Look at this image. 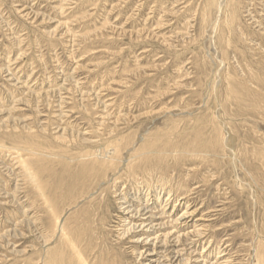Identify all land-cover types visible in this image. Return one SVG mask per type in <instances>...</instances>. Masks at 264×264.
<instances>
[{"label": "rangeland", "instance_id": "obj_1", "mask_svg": "<svg viewBox=\"0 0 264 264\" xmlns=\"http://www.w3.org/2000/svg\"><path fill=\"white\" fill-rule=\"evenodd\" d=\"M63 227L88 264H264V0H0V264H82Z\"/></svg>", "mask_w": 264, "mask_h": 264}, {"label": "bare ground", "instance_id": "obj_2", "mask_svg": "<svg viewBox=\"0 0 264 264\" xmlns=\"http://www.w3.org/2000/svg\"><path fill=\"white\" fill-rule=\"evenodd\" d=\"M231 4H232V6H235L236 4H237V0H231ZM207 19V18H206ZM62 130V129H61ZM7 134V133H6ZM30 134V133H29ZM33 138V137H32ZM28 139L27 141H25V142H23V144L22 145H25V146H27V147H24L26 150H28L30 153L28 154V155H38V157H37V159L35 160V158H34V160L37 162V161H39L40 159L41 160H47L46 158H44V157H46V153H44V148L41 146V144H40V142H36L35 140H33V139ZM115 143V142H114ZM166 143V142H165ZM157 146H158V144H157ZM160 146V145H159ZM158 146V149H163L164 148V146H162V147H159ZM167 146V145H166ZM87 150V149H86ZM89 150V149H88ZM101 150V149H100ZM151 150L150 149H148V148H146V147H144V145L143 146H141L137 151H136V156L138 157V158H144V157H147V154L150 152ZM22 152V151H21ZM46 152V151H45ZM78 153V152H77ZM87 153V152H86ZM101 153V152H100ZM185 153V152H184ZM30 155V156H31ZM51 155V154H50ZM79 155V154H78ZM48 156V155H47ZM59 158L61 157L60 155H57ZM82 156H84V155H82ZM18 157V156H17ZM36 157V156H35ZM49 157H51V156H49ZM48 157V158H49ZM68 157V156H67ZM70 157V156H69ZM75 157V156H74ZM86 157H88L89 159H87L86 161L84 160V161H81V162H84L83 164H86V165H83V168H84V172H83V175H84V178H87L88 180H90V182H89V184L88 185H84L85 187H83V190H82V192H80L82 195H85V194H89V192L92 190H94V189H97V190H102V191H105V190H107L105 187H104V181H103V179H105V177L107 176V174H108V171L111 169V168H113L114 166H116V162L113 160L115 157H112L111 159H109V160H101V159H99V160H97V159H93L92 160V158L94 157V154L93 153H91V152H89L88 151V154H86ZM16 158V157H15ZM22 158V157H21ZM24 158V157H23ZM44 158V159H43ZM78 158V157H77ZM101 158V157H100ZM20 159V158H19ZM134 159V158H133ZM21 160V159H20ZM34 160H30L29 158L28 159H22V166H23V169H24V172H25V175H26V177L29 179V181H30V184L32 185V187H33V189L34 190H36L37 191V193H36V195L37 194H41V195H44V193H46L45 192V188H44V185H43V183H42V176L44 177L45 175L43 174L42 175V172H40V166H42V164L40 163V164H36V162L33 164L32 163V161H34ZM17 161H19V160H17ZM65 161V160H64ZM73 161H76V160H73ZM42 162V161H41ZM35 164H36V166H37V169H36V167H35ZM79 164V163H78ZM44 165V164H43ZM129 166V165H128ZM135 167L136 166H133V164L131 165V170L133 169H135ZM138 167H139V165H138ZM43 171H44V168H43ZM50 171V170H49ZM130 171V170H129ZM22 172H23V170H22ZM46 172H48V171H46ZM110 172V171H109ZM47 174V173H46ZM52 174V173H51ZM24 175V174H23ZM42 175V176H41ZM22 177H24V176H22ZM27 178H26V180H27ZM108 178V177H107ZM106 178V179H107ZM109 179V178H108ZM25 180V183L28 181H26ZM47 181V180H46ZM24 183V184H25ZM87 183V182H86ZM28 184V183H27ZM30 186V185H29ZM91 186V187H90ZM28 187V186H27ZM26 187V188H27ZM94 189H93V188ZM49 188V187H48ZM48 188H46V189H48ZM92 188V189H91ZM27 190V189H26ZM29 191H30V189H29ZM28 191V192H29ZM47 191V190H46ZM98 191V192H99ZM75 193V192H74ZM103 193V192H102ZM29 194V193H28ZM173 194V193H172ZM31 195H33V190H32V193H31ZM76 195H77V193H76ZM78 195H79V193H78ZM77 195V196H78ZM29 197H31V196H29ZM46 197V196H45ZM64 197H66V196H64ZM72 197H74V196H72ZM102 197H103V195H102ZM38 198V200H39V197H37ZM77 198V197H76ZM99 198V197H98ZM97 198V199H98ZM42 199V198H41ZM65 199V198H64ZM67 199V198H66ZM29 200H31V199H29ZM35 200H37V199H35ZM57 200V199H56ZM68 200V199H67ZM84 200H85V198H84ZM33 201V200H32ZM66 201V200H65ZM77 201V200H76ZM82 201V200H81ZM88 201V200H87ZM91 201V200H90ZM35 203H36V201H34ZM33 202V203H34ZM38 202V201H37ZM44 202V201H43ZM48 202V201H47ZM78 202V201H77ZM76 202V203H77ZM93 202L94 201H92L91 203L93 204ZM96 202V201H95ZM62 204H63V202H62ZM65 204H67V201L65 202ZM73 204V203H72ZM37 205V204H36ZM40 205V204H39ZM45 205H47V204H45ZM74 206V205H73ZM78 206V205H77ZM80 206H82V205H80ZM85 206V205H84ZM91 206V205H90ZM75 207V206H74ZM43 208V207H42ZM64 208V207H63ZM73 208V207H72ZM78 208V207H77ZM95 209H96V207H94ZM93 208V209H94ZM45 209V208H44ZM46 210V209H45ZM59 210H60V207H59ZM77 210V209H76ZM90 210V209H89ZM50 211V210H49ZM57 211V210H56ZM66 211V210H65ZM88 211V210H87ZM93 211V210H92ZM47 213H48V210H47ZM55 213V212H54ZM56 213H58V212H56ZM67 213V212H66ZM90 213V212H89ZM97 213H99V212H97ZM83 214H84V212H83ZM94 214V213H93ZM49 215V214H48ZM54 215H56V214H54ZM60 215H62V214H60ZM81 215V214H80ZM46 216V215H45ZM86 216H87V214H86ZM85 216V217H86ZM49 217V216H48ZM47 217V218H48ZM57 217V216H56ZM88 217V216H87ZM42 219H45V218H41V221L44 223V221L42 220ZM59 219V218H58ZM82 219V218H81ZM85 219V218H84ZM87 219V218H86ZM97 219V218H96ZM50 220V219H49ZM76 220V219H75ZM88 220V219H87ZM106 220V219H105ZM63 221V220H62ZM67 221H69V219L67 220ZM85 221V220H84ZM89 221V220H88ZM94 221V220H93ZM97 221V220H96ZM49 222V221H48ZM98 222H100V220L98 221ZM80 223V222H79ZM85 223H87V222H85ZM46 224V223H45ZM51 224V223H50ZM70 224V223H69ZM98 224V223H97ZM103 224V223H102ZM68 225V224H67ZM104 225V224H103ZM84 226V225H83ZM48 227V226H47ZM58 227V226H57ZM59 227H60V224H59ZM58 227V228H59ZM78 227H79V225H78ZM96 227V226H95ZM58 228H56V229H58ZM93 228V227H92ZM63 229V232H64V229H65V227H63L62 228ZM70 229V228H69ZM72 229V228H71ZM85 229V228H84ZM60 230V229H59ZM77 230H79V229H76V231ZM51 231V230H50ZM71 232V231H70ZM74 232V231H73ZM56 233H57V231H56ZM77 233V232H76ZM81 233V232H80ZM49 236V235H48ZM82 237V236H81ZM62 240H63V242H65L66 244L67 243H69L70 244V246H71V248L70 249H72L73 250V252H74V255H75V257H76V259L77 260H79L82 264H88V260H85V257H84V255H83V253L80 251V249H79V244H78V242H77V240H73L72 239V237H71V234L69 233V232H64L63 233V237H62ZM61 240V241H62ZM180 241V240H179ZM61 246V245H60ZM262 248L260 249V256H259V259L261 260V263H264V245L262 244V246H261ZM74 257V256H73ZM50 259V258H49ZM53 259V258H52ZM71 259H74V258H71ZM46 264H54V263H52V261H48ZM226 264V263H225Z\"/></svg>", "mask_w": 264, "mask_h": 264}]
</instances>
